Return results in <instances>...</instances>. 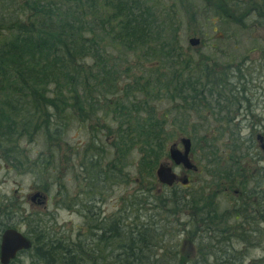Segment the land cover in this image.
Listing matches in <instances>:
<instances>
[{
  "label": "trees",
  "instance_id": "trees-1",
  "mask_svg": "<svg viewBox=\"0 0 264 264\" xmlns=\"http://www.w3.org/2000/svg\"><path fill=\"white\" fill-rule=\"evenodd\" d=\"M215 1L213 16L225 30L264 27V0ZM170 12L159 0H0V160L16 170L31 166L51 171L58 164L52 155L31 160L20 143L41 142L50 151L59 147L71 126L87 125L89 138L75 176L86 183L84 194L121 177L126 183L130 169L132 181L147 182L144 196L150 198L144 208L145 198L135 196L138 188L110 226L95 214L97 223L87 233L90 242L88 237L77 245L48 241L36 225L30 237L23 233L31 243L24 252L41 264H103L99 250L107 243L115 248L114 254L105 252L113 264H159L165 245L157 241L169 223L159 212H168L175 222L184 216V229L192 227L195 257L190 264H242L244 256L233 240L245 242L249 236L253 241L255 228L245 230L244 225H252L254 215L257 223H264V197L262 202L249 200L251 193H264L259 188L264 177L248 182L249 190L247 182H238L236 199L225 209L204 195L205 183L182 197L175 192L158 197L150 191L157 164L167 158L170 128L176 125L181 131L190 116L200 119L201 111L221 124L218 138L229 132L222 160L214 138H200L211 166L206 175L230 183L242 172L240 158L249 156L229 127L241 105L249 108L247 66L240 60L233 64L226 55L225 64L207 56L192 58L178 43ZM249 16L252 21L246 24ZM258 63L264 68V60ZM9 200L0 201V233L15 229L10 222L15 206ZM237 219L240 224L235 225Z\"/></svg>",
  "mask_w": 264,
  "mask_h": 264
},
{
  "label": "rangeland",
  "instance_id": "rangeland-1",
  "mask_svg": "<svg viewBox=\"0 0 264 264\" xmlns=\"http://www.w3.org/2000/svg\"><path fill=\"white\" fill-rule=\"evenodd\" d=\"M159 1L165 10L170 7L172 23L177 27V40L185 53H188L194 59L200 56H207L211 61L216 59L221 64H225L227 62L226 57H228L234 61L232 62L233 64L240 60L243 66H247L248 73H245V77L248 83H246L245 89L249 91L247 92V97L250 99L249 108L245 110V105H241L242 110L238 112L237 118L229 127L233 130L232 132L237 133L238 143L248 149L247 153L249 156L240 158L238 167L242 169V172L238 176L232 177L233 181L230 183L222 179H214L210 174L206 175L204 172L211 166L206 164L209 158L205 155L206 150L201 151L204 140L200 138L203 136L207 141L214 138L213 145L217 149L216 155L220 156L222 160L225 159L224 153L227 151L224 148L225 139L229 132L224 130L225 135L218 138L221 124L213 116H210L209 112L201 111V118L197 119L196 116H190L188 124L181 131L177 130L176 125L172 126L174 128H170L171 134L166 144V151L172 145L181 149L179 139L182 137L188 138L190 140V161L195 166L198 175L195 174L196 171L194 174H186L182 169L176 168L174 173L179 179L183 176L188 179L185 187L177 184L173 190L167 191L156 182V179L153 185L148 186H150L152 194L158 197H169L172 192L182 197L185 192H193L204 186L202 183H205L207 187L204 195L213 199L220 206V209H225L232 204V200L236 199L238 182L242 180L247 182L246 186L248 185L249 190L251 185L248 182H251V180L259 182L264 177V154L255 139L257 135H260L264 142V77H262L264 68L258 66V62L264 60V27L254 25L246 30L234 27L225 30L220 21L213 16L212 8L216 4L215 0ZM205 4L209 7L204 9ZM251 17L247 18L246 24L252 21ZM229 34H234V37L225 39ZM192 37L197 38L202 43L196 47H190L187 44V40ZM164 107L165 105L163 104L162 108ZM170 119L171 116H168V120ZM90 124H93V122ZM201 125L203 127L199 128ZM102 135L104 136L103 133ZM88 136L87 125L74 124L68 129L57 149L46 151L45 146L41 142L20 143V149L31 160L39 156V154L47 155L49 153L52 155L55 162L58 161V164L51 171L47 169L40 172L37 168L30 169L31 166H24L23 169L16 170L9 165H5L0 160V201L4 202V200L10 199L9 201L13 202L15 207L11 209L10 222L15 224L16 230L30 237L29 232L38 225V227L42 228L44 238L48 241L56 240L64 243V241L69 240L77 245L78 241L88 237L89 228L97 223L94 219L95 214L99 215V217L95 216L98 218L97 220H105L103 224L110 226L111 220L122 216L121 214L123 213L118 214V211L124 204L125 206L128 205L131 193L136 192L138 188H141V190L139 189L135 196L139 195V198H145L147 204H144V199L143 206L144 208L149 207L148 200L150 198H148L147 194L144 196L147 182L144 180L137 184V180L132 181L134 174L130 169L128 175L126 177L124 175L126 183H123L121 177L115 183L112 180V182L104 183L100 187L95 185L100 188V191L93 190L92 194L90 193L91 195L84 194L86 183L84 184L81 181V177L78 176L75 180V176L78 174L76 166L86 146ZM67 159L68 161H66ZM135 159L133 157V160ZM160 163L171 166L168 158ZM69 167L70 169L73 168L72 173L69 169L66 171ZM240 177L243 179H240ZM251 184L253 186V183ZM41 188L45 190L43 191ZM259 188L263 190L264 182H262V186L260 184ZM36 192L40 194L41 199L30 202V196ZM98 192H101V194H98ZM249 196L250 201L260 200L262 202L264 193L261 191V194L251 193ZM90 206L92 207L90 208ZM170 207L168 204L166 209ZM158 214L163 216V218L165 217L166 221L169 222L166 228L162 232L160 231V236L164 235V238L162 236V239L157 241L158 244L165 245L161 256L158 255L160 252L155 250V253L162 260L158 263L190 264L195 257V236L192 235V227L184 229L183 223L186 220L184 216L180 218V221L175 222L168 212L165 214L159 212ZM252 222V225H244V229L255 228L256 234L253 236V241L251 242L248 236L247 241L249 242L246 239L245 242L233 240V245L236 251L244 256L245 260L242 264H248L249 262H252V264H264V223H257L255 215ZM235 223V225L240 224V219H237ZM188 231L189 233H187ZM89 239L90 237H88V241ZM91 244L95 243L91 242ZM173 244H175V255H177V261L175 260V262L172 261L171 246ZM100 246L99 252L103 258V264H113V257H107L105 252L113 251L114 254V245L109 246V243H107L104 247L103 245ZM96 257L98 258L97 254ZM210 262L213 263V260ZM11 264L41 263L33 254L24 252L18 254Z\"/></svg>",
  "mask_w": 264,
  "mask_h": 264
},
{
  "label": "water",
  "instance_id": "water-1",
  "mask_svg": "<svg viewBox=\"0 0 264 264\" xmlns=\"http://www.w3.org/2000/svg\"><path fill=\"white\" fill-rule=\"evenodd\" d=\"M187 44L190 47H196L199 44L197 38H189ZM259 143V148L264 154V142L260 135L255 137ZM179 144L181 149L172 145L167 150V156L170 163L173 166H180L185 171H196L195 166L189 160L190 154V140L188 138L182 137L179 139ZM154 176L156 182L164 187H171L175 181H180L181 184L186 183V178H177L173 173L172 168L166 164H158L154 171ZM41 196L39 193H34L30 196V202H33L35 199H39ZM30 241L25 238L19 231L7 228L0 233V264H9L12 261L18 252L26 251L30 248Z\"/></svg>",
  "mask_w": 264,
  "mask_h": 264
},
{
  "label": "flooded vegetation",
  "instance_id": "flooded-vegetation-1",
  "mask_svg": "<svg viewBox=\"0 0 264 264\" xmlns=\"http://www.w3.org/2000/svg\"><path fill=\"white\" fill-rule=\"evenodd\" d=\"M199 43H200V41H199ZM179 150H180V149H179ZM189 155H190V154H189ZM167 158H168V156H167ZM168 160H169V159H168ZM189 160H190V156H189ZM159 164H161V163H159ZM169 166H170V165H169ZM170 167L172 168L173 173H174V169H176V168H180V169H182L180 166H173L172 164H171ZM182 170H183V169H182ZM183 172L186 173V174H191V173H193V171H185V170H183ZM174 174H175V173H174ZM175 175H176V174H175ZM176 177H177V175H176ZM177 178H178V177H177ZM181 178H186V177L183 176V177H181ZM186 179H187V178H186ZM187 183H188V179L186 180V183H185V184H181L180 181H175L174 184H173L172 186H175V185H177V184H180L181 187H185V186L187 185ZM160 186H161V185H160ZM172 186H171V187H172ZM39 195H40V194H39ZM40 199H41V198H40ZM35 200L37 201V199H35ZM35 200H34V201H35ZM12 229H13V228H12ZM15 230H16V229H15ZM17 231H19V230H17ZM19 232L24 236V234H23L21 231H19ZM24 237H25V236H24ZM25 238H26V237H25ZM22 252H24V251L18 252V253L16 254V256H17L18 254L22 253ZM15 258H16V257H15ZM15 258H14V259H15ZM14 259H13V260H14ZM76 259H77V257H76ZM13 260H12V261H13ZM12 261H10L9 264L12 263Z\"/></svg>",
  "mask_w": 264,
  "mask_h": 264
}]
</instances>
